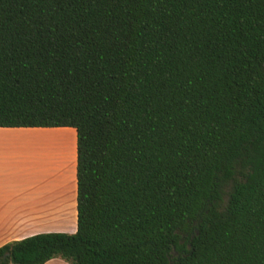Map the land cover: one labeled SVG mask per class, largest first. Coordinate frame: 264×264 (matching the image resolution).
<instances>
[{
	"label": "trees",
	"instance_id": "obj_1",
	"mask_svg": "<svg viewBox=\"0 0 264 264\" xmlns=\"http://www.w3.org/2000/svg\"><path fill=\"white\" fill-rule=\"evenodd\" d=\"M0 127L74 128L77 183L0 264H264V0H0Z\"/></svg>",
	"mask_w": 264,
	"mask_h": 264
},
{
	"label": "crops",
	"instance_id": "obj_2",
	"mask_svg": "<svg viewBox=\"0 0 264 264\" xmlns=\"http://www.w3.org/2000/svg\"><path fill=\"white\" fill-rule=\"evenodd\" d=\"M44 136H65L72 144L54 140V149L45 152L28 140ZM41 161L46 166L40 173ZM76 230V130L0 127V246L36 234ZM44 264L70 263L53 258Z\"/></svg>",
	"mask_w": 264,
	"mask_h": 264
},
{
	"label": "rangeland",
	"instance_id": "obj_3",
	"mask_svg": "<svg viewBox=\"0 0 264 264\" xmlns=\"http://www.w3.org/2000/svg\"><path fill=\"white\" fill-rule=\"evenodd\" d=\"M28 140L31 141L33 144H36L34 146H36V148L38 150L45 151V152H47V151L49 152L50 150L54 149V146H53L54 140H62L63 142L67 143L68 145L72 144L71 139L68 137H65V136L64 137L63 136H60V137L59 136H56V137H52V136L33 137V138H28ZM57 144L59 145V143H57ZM38 165L40 167L39 171L41 173L42 167L43 166L45 167L46 164L41 161Z\"/></svg>",
	"mask_w": 264,
	"mask_h": 264
}]
</instances>
